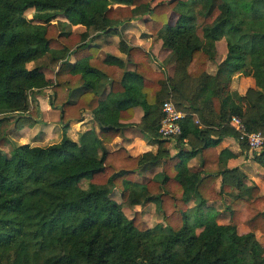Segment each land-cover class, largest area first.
Segmentation results:
<instances>
[{
    "label": "trees",
    "instance_id": "1",
    "mask_svg": "<svg viewBox=\"0 0 264 264\" xmlns=\"http://www.w3.org/2000/svg\"><path fill=\"white\" fill-rule=\"evenodd\" d=\"M28 8L49 13L27 18ZM170 10L177 12L172 25ZM142 14L148 31L169 49L171 75L152 69L148 53L122 38L124 59L110 53L98 59L86 41L90 32H115L124 19ZM57 15L85 30L64 28ZM220 38L225 54L209 73ZM245 64L254 86L239 94L229 82ZM43 68H55L52 81ZM99 73L108 79L105 97H99ZM166 83L185 111L175 140L191 145L172 155L157 132V95ZM45 86L50 106L59 110V139L0 151V264H264V246L254 234H264V189L243 184L237 166L221 168L214 148L226 134L247 148L229 122L232 115L245 130L264 133V0H0V125L9 117L38 120L35 94ZM136 104L143 111L139 130L156 150H107L124 125L119 119L130 118ZM84 110L99 130L85 129L73 140L65 127ZM192 112L207 127H198ZM196 153L203 174H183ZM252 158L264 172V145ZM157 164L160 170L136 189L134 175ZM223 192L231 195L228 220L218 223L203 205ZM144 201L154 202L164 231L152 230L137 210L130 217L122 211ZM238 224L248 230L239 233Z\"/></svg>",
    "mask_w": 264,
    "mask_h": 264
},
{
    "label": "crops",
    "instance_id": "2",
    "mask_svg": "<svg viewBox=\"0 0 264 264\" xmlns=\"http://www.w3.org/2000/svg\"><path fill=\"white\" fill-rule=\"evenodd\" d=\"M171 12L175 13L174 15L176 18L177 12L175 10H170L169 14H171ZM169 14H167V22L169 25H172L174 23L175 18L172 20V22H170ZM147 18H148L147 14H142L130 18L129 20H123L121 23L115 26V30H116L115 32H101V31L90 32L86 37V41L89 45L95 46L96 49L95 57L98 59H102L106 55V53H110L112 55L124 59L125 54L118 49V41L120 38H122L127 45L139 46L148 53L150 57L149 65L151 66L152 69L161 70L166 76L171 75L172 65L167 61L169 49L162 47L161 39L159 37H156L155 34L150 33L148 31V29L144 24V20H146ZM62 19L66 21L65 18L62 17ZM64 26H68L71 30L78 32L85 30V27L81 24H66ZM196 32L198 35H200L198 33V29L196 30ZM217 42L218 40L215 41V46ZM215 52H216V48H215ZM223 53L225 54V52ZM222 57L215 63L213 70L207 69L206 66L207 72L213 73L216 68V64L222 59ZM213 58L207 61V65L208 63H210L211 60H213ZM68 60L71 62L74 61L73 55H70L68 57ZM133 66H134L133 63L131 62L126 64V68L128 69H132ZM247 67L248 66L245 64L242 70L234 72L230 78L229 88L231 90H235L239 94L244 93L248 87L254 86L253 78L248 73L243 72L248 69ZM54 69L55 68L53 69L43 68V72L45 76L49 78L51 81L53 80ZM99 75L100 76L98 82L103 84V86L99 88L101 89L99 97H105V94L108 90V79L105 75H102L101 73H99ZM49 94H50L49 86L42 87L35 94L39 106L40 117L38 120L27 123V125H24L25 128L23 130L24 134L25 131L27 132L36 131V129H39L41 133L43 132V134H45L50 128H54V124H55V128L57 130L56 132L57 140L59 139L61 135V131L59 126H57L58 124H56L59 120L58 118L59 110L58 108H53L50 106ZM165 95L172 97L171 87L168 83H166L164 88L158 93L157 95L158 100L161 101L162 97ZM106 103L110 104L109 107L111 108L113 100L107 99ZM184 106L186 105L184 104ZM179 110L182 112L181 117H183L185 111L183 109H179ZM142 113L143 111L141 106L136 104L133 105L132 107V115L130 118L119 119V122L124 123V125L111 141L105 143V147L107 150L109 151L114 150L119 146H122L131 155H136L144 151L154 152L156 150L157 143L153 139L148 138L145 135H142V132L139 130L138 126H141L142 124V120H141ZM192 115H193V122L197 124L198 127H202V126L207 127L204 123H202L198 119L196 112H192ZM50 116L52 117L54 116L55 118L54 123L51 122L52 120H50ZM208 127L214 129L217 128V126L215 125H208ZM88 128L94 130L97 133L99 130V125L92 118L91 113L87 110H84L81 119L78 120L72 119L67 122V125L65 127V133L71 139L76 140L78 134L81 131ZM211 134L212 136H214L213 133ZM41 136L42 134H40V138ZM34 141H35L34 144H40L39 142H36L37 139H34ZM27 143L33 144L32 142L31 143L27 142ZM196 144H198L197 140H196ZM190 146L191 145L189 141H187L186 139H183L179 143H177L176 140L174 139L167 141L166 150L168 154L172 155L177 152L178 148H182L183 150H188ZM214 148L218 152L219 166L221 168L233 167V166L239 167L242 173L244 174L242 179L243 184H249L251 182H254L258 186L259 190L263 191L264 172L262 167L252 158V152L250 150L241 147L238 141L233 136L227 134L219 137V140L214 145ZM159 170H160V166L157 164L151 167L150 169H147L140 173H136L134 175V181L136 182V184L140 185L142 182L150 178L155 172ZM182 173L185 175L195 174L198 176H201L203 174V171L200 166V159L198 153L192 155L185 161L184 167L182 169ZM219 181H220V177L218 176L215 180V185H214L215 189H218ZM229 200H231V195L229 193L223 192L219 199L207 200L203 205L204 211H207L210 215L213 214V218L216 222L226 223L228 220V212L225 209V204ZM145 202H151L153 205H155L153 201H144L143 203ZM143 203L133 204L130 206H126V205L122 206V211L124 208L131 211L134 210L138 211L140 205H142ZM193 204H194L193 199L187 202L188 206H192ZM158 213L160 212L158 211ZM131 215L129 216L126 215V216L130 217ZM236 229L239 233H243L248 230V228L243 224H238L236 226ZM257 232L258 231L254 232L256 238H257L256 236Z\"/></svg>",
    "mask_w": 264,
    "mask_h": 264
},
{
    "label": "rangeland",
    "instance_id": "3",
    "mask_svg": "<svg viewBox=\"0 0 264 264\" xmlns=\"http://www.w3.org/2000/svg\"><path fill=\"white\" fill-rule=\"evenodd\" d=\"M155 1H159V0H155ZM215 12L216 11L214 10V13ZM48 13H49V11H42V12L37 11V12H35L33 8H28L23 12L24 16H26L27 18L31 17V15L44 17ZM167 14H169V11L167 12ZM174 14L175 13H172V12H171V14H169V21L170 22H172V20L175 18ZM60 18L62 19V16L57 15L55 17V20H60L59 22L61 23V25H63L64 28H67L68 26H64L67 24V22L64 21V19L61 20ZM124 20H129V19H124ZM197 29H198V33H200L199 28H197ZM224 43H225V41L223 38L218 40V42L215 46L216 52H215L214 58H213V60L210 61V63H208L207 69L213 70L215 63L224 55V53H223V52H225V44ZM243 72L247 73V70H245ZM167 98H169L173 101L172 97L166 96V95L162 97L161 101L163 99H167ZM50 120H52L51 122L54 123L55 122L54 116L53 117L50 116ZM27 123H28L27 120H25L24 118H19V119L14 120L11 117L5 119L2 122V124L0 125V151L1 152L7 153L14 144H18V143L24 142V141L30 142V143L32 142L34 144L35 143L34 139H37L36 142H39L40 144H47V143H51V142H54L57 140V134H56L57 130L55 128V124H54L55 129L50 128L47 131V133H45V134H43V132L41 133V131L39 129H36V131H29V132L25 131V134H24L23 133L24 132L23 130L25 129L24 125H27ZM56 124H58L57 126H59L60 131H61V126H60L59 120ZM40 134H42L41 138H40ZM80 184L84 185L85 181H81ZM136 189H140L139 184L136 185ZM115 197H117V196L115 195ZM154 207H155V205H153L151 202H145L142 205H140L139 210H138L140 217L144 220V222L148 226H150V228L152 230L164 231L165 230V223L161 217V214L158 213V211H156V208H154ZM123 211L125 212V214L127 216L134 213V211L128 210L126 208H124ZM256 236H257V239L260 242V244L262 246H264V234L257 232Z\"/></svg>",
    "mask_w": 264,
    "mask_h": 264
},
{
    "label": "built area",
    "instance_id": "4",
    "mask_svg": "<svg viewBox=\"0 0 264 264\" xmlns=\"http://www.w3.org/2000/svg\"><path fill=\"white\" fill-rule=\"evenodd\" d=\"M161 116L157 132L161 138L174 140L180 133L181 128L179 120L182 112L175 106L174 102L167 98L160 102ZM230 124L238 132V138L242 139L247 148L254 153H258L264 145V133L259 130L247 131L238 117L232 115Z\"/></svg>",
    "mask_w": 264,
    "mask_h": 264
}]
</instances>
